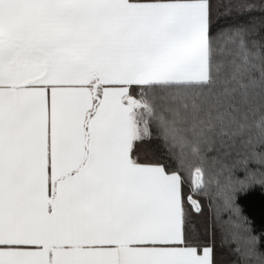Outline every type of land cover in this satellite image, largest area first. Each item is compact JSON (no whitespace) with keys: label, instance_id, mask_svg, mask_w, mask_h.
I'll use <instances>...</instances> for the list:
<instances>
[{"label":"snow or ice","instance_id":"1","mask_svg":"<svg viewBox=\"0 0 264 264\" xmlns=\"http://www.w3.org/2000/svg\"><path fill=\"white\" fill-rule=\"evenodd\" d=\"M229 8L221 24L214 0H0V264H214L189 230L211 182L185 149L216 144L243 173L215 182L224 238L264 264L236 202L264 188V0ZM153 126L174 169L137 154Z\"/></svg>","mask_w":264,"mask_h":264},{"label":"trees","instance_id":"2","mask_svg":"<svg viewBox=\"0 0 264 264\" xmlns=\"http://www.w3.org/2000/svg\"><path fill=\"white\" fill-rule=\"evenodd\" d=\"M254 4H259L260 0H251ZM220 14V23H230L233 20H239L240 15L237 10L229 8L231 0H214ZM137 154L141 159H162L168 163L171 168H175V160L165 148L162 140L157 136L156 129L152 127L151 138L145 139L139 144ZM202 159L195 157L191 148L185 149L186 167L193 172L196 166L205 169V179L210 181V187L207 195L203 193L194 195L202 205L200 213L193 212L189 207V230L200 241L202 246H211L213 248L214 264H238L237 257L233 251L236 247L231 241V237L225 240V233L229 231L226 224L229 213L223 210V201L217 196L216 181L221 185L227 184L230 176H243V173L237 171L230 174L229 169L237 161L236 151L224 149L219 144L207 148L202 154ZM203 160V162H202ZM191 178L186 180L185 192L189 191ZM236 202L243 210V214L251 221L253 234L257 236L264 235V188H255L251 192L238 191L236 193ZM243 246V245H242ZM264 251V248L261 249ZM249 264H258L257 261H249Z\"/></svg>","mask_w":264,"mask_h":264}]
</instances>
